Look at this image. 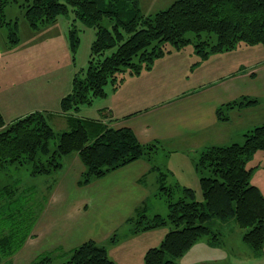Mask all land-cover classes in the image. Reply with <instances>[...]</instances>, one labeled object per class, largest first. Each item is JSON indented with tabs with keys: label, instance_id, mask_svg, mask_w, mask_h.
I'll use <instances>...</instances> for the list:
<instances>
[{
	"label": "trees",
	"instance_id": "trees-1",
	"mask_svg": "<svg viewBox=\"0 0 264 264\" xmlns=\"http://www.w3.org/2000/svg\"><path fill=\"white\" fill-rule=\"evenodd\" d=\"M13 4L23 10L31 31L54 25L68 8L75 19L95 29L87 68L82 78H73L71 92L61 100L58 115L66 122L65 131L60 134L53 131L47 122L52 116L48 112H33L9 124H5L0 113L1 170L29 165L32 178L51 177L63 167L64 158L75 154L83 166L77 181L79 187L137 160L153 162L163 149L159 141L141 144L130 128H113L101 119L75 115L81 105L104 98L108 83L116 89L123 80L118 79L121 74L135 76L150 70L156 59L189 43L201 60L242 44L264 47V0H175L153 15L142 13L139 0H0V30L7 29L3 34L6 50L20 43L17 23L5 16L6 8ZM104 20L109 21L108 26L103 25ZM71 38L75 48L78 41L75 30L71 31ZM107 51L112 53L102 57ZM258 101L241 96L222 104L215 110L216 119L228 122L231 111L256 106ZM103 117L106 119L104 114ZM53 139L56 143L52 150ZM257 151L264 153V124L246 131L241 144L212 145L198 152L194 166L202 202L195 201L192 189L168 185L169 172L152 165L150 170L155 173L157 183L154 198L164 200L167 215L150 214L147 201L126 220L132 236L168 227L159 247L147 250L144 264H178L177 260L204 237L210 245L221 246V234L214 233L212 225L231 220L244 230L242 241L253 255H262L264 195L251 183L253 169L246 168ZM52 187L47 185L44 198L33 201V198L1 200L0 264H11V257L32 236ZM119 241L118 235L113 234L108 244ZM58 257L67 258L62 264H115L106 246L93 240L68 252L53 250L40 254L30 264H52Z\"/></svg>",
	"mask_w": 264,
	"mask_h": 264
},
{
	"label": "crops",
	"instance_id": "crops-1",
	"mask_svg": "<svg viewBox=\"0 0 264 264\" xmlns=\"http://www.w3.org/2000/svg\"><path fill=\"white\" fill-rule=\"evenodd\" d=\"M181 51L168 53L170 55L155 61L150 70L139 75H124L119 87L112 89L109 97L106 94L104 104L97 106L96 115L99 117L93 115L94 118H89L101 119L113 128H130L141 144L159 141L163 149L154 156L153 162L137 160L79 187L77 181L83 171L79 157L73 154L64 158L63 167L54 174L55 177L58 173V179L53 180L55 185L46 210L34 225L32 236L10 262L18 259L20 264H30L40 254L53 250L68 252L88 240L102 245L118 229L129 228L126 220L144 202L154 198L157 183L155 173L150 170L152 165L162 166L169 172V185L177 182L187 187L199 179L194 169V157L198 152L208 146L230 144L257 126L254 120L249 124H238L241 116L255 106L241 110L236 117L231 111L230 120L225 123L219 122L215 116L216 108L222 104L241 96H254L253 89H249L245 82L252 79L253 73L244 67L238 68L237 61L233 63L232 60L230 64L209 66L213 55L201 60L189 54L190 59L186 60ZM177 55L182 59H177ZM190 60H196L195 67L206 63L204 79L200 80L199 76L189 78V74H194ZM36 101L32 112H49L46 108L50 105L46 104L45 98ZM87 115L78 117L91 116ZM89 193L97 198H88ZM233 223L231 220L215 225L220 234L223 229L230 234V225L237 234ZM205 243L210 245L207 241ZM221 246L226 245L222 243ZM181 259L177 260L178 264H182Z\"/></svg>",
	"mask_w": 264,
	"mask_h": 264
},
{
	"label": "rangeland",
	"instance_id": "rangeland-1",
	"mask_svg": "<svg viewBox=\"0 0 264 264\" xmlns=\"http://www.w3.org/2000/svg\"><path fill=\"white\" fill-rule=\"evenodd\" d=\"M174 1L175 0H140L141 11L144 15H153L160 10L166 9ZM5 16L7 20L17 23V33L20 43L10 50L3 48L5 43L3 34L4 32L7 33V29L5 27L1 28L0 111L4 115V122L5 124H9L16 119L33 113L31 109L37 104L36 100L45 98L46 104L50 105L46 109L49 111L48 113L52 114L50 118L48 117L47 122L55 133L60 134L67 129L65 120L58 115L61 111V100L71 92L73 78L75 76L82 78L87 68L91 45L95 39V29L75 19V14L71 8H68L66 13L60 14L54 25H49L44 27V29L41 28L40 31L37 32L31 31L28 28L23 18V10L19 8L17 4L8 6L5 10ZM103 25L108 26L109 21L104 20ZM72 30H75L78 40L75 48L72 47ZM187 36L191 37L192 35L188 34ZM181 50L177 51H181V56L186 60L190 59L189 54L195 58L199 57L195 53L193 44L191 43L187 44ZM174 51H171L170 54ZM111 53L112 51H107L102 57L109 56ZM170 54L167 53L155 61L163 57L166 58ZM212 55V57H210L212 61H210L211 63L209 66L224 63L230 64V60H232L233 63L237 61L238 68L241 69L244 67L247 72L254 74L252 79L245 82L246 86L254 91V96L252 98H256L259 101L255 109L247 111L241 116L238 124H249L250 120H254L257 126L264 124V47L260 44L253 46L242 44L230 52ZM181 56L177 55L176 58L182 59ZM194 61L196 60L189 61L191 63V68L194 69V74H189V78L194 79L199 76L200 80H202L206 74L203 73L206 71V63H201L198 67H195L196 64L193 65ZM124 75L121 74L118 76V79L123 78ZM112 89L113 86L111 83L105 86V92L108 97ZM108 97H106L105 100H107ZM104 102L103 98H95L90 104L81 105L76 115L88 116L87 114H90L91 116L88 118H94V116L98 118V114L96 115V112H98L96 111L97 106L104 104ZM240 111H234V117L241 114ZM236 123L237 120H235V124ZM231 132H233V130ZM242 142L243 138L241 137L236 140L233 139L230 144H241ZM55 143L56 139L50 141V148L52 150ZM246 168L253 169L251 182L254 183L264 195V153L261 151L255 152L253 157L246 164ZM29 171V165L10 166L6 170L0 169V192L9 191L8 194H6L7 192L0 193V202L4 200L3 198H22L24 200L26 198H33L31 201L44 198L46 186L50 184L53 185L55 177L58 179V173L55 177L54 175L51 177L38 176L35 179L29 175ZM186 178L189 181V177ZM175 184L179 187L192 189L194 191L195 201H203L199 179L194 183L191 182L187 187L177 182L172 185L174 186ZM48 196V198H50V195ZM177 197V195L173 196V199L176 200ZM88 198L97 197H94L93 193H89ZM48 202H50V199ZM148 206L150 214L157 212L163 217L167 215V208L163 199H155L152 197L150 198ZM234 226H236L238 230L237 234H234V229L231 225L229 226L230 230H232L230 234L224 231V229L221 232L222 243H225L226 246L218 247L214 245H204L207 244L205 243L206 239L204 237L202 241L195 243V245L188 249L181 257L183 259H181L180 263L264 264V247L262 255L254 256L251 250L242 241L244 230L240 229L235 224ZM212 230L214 233H218L219 231L216 225H212ZM167 232L168 227H161L132 236L129 235L128 228L123 227L116 232L120 239L119 243L117 242L115 245H109L108 241H106L102 245L106 246L108 256L111 260H114L112 261L115 262V264H144V257L147 250L153 247H159ZM208 238L210 237L208 236ZM65 261H67V258L58 257L52 264H62ZM11 264H20V262L18 259H13Z\"/></svg>",
	"mask_w": 264,
	"mask_h": 264
}]
</instances>
